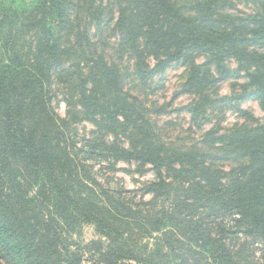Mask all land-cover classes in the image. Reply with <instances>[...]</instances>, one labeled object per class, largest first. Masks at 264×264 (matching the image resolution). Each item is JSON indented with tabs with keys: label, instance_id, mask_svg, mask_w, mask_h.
I'll use <instances>...</instances> for the list:
<instances>
[{
	"label": "trees",
	"instance_id": "trees-1",
	"mask_svg": "<svg viewBox=\"0 0 264 264\" xmlns=\"http://www.w3.org/2000/svg\"><path fill=\"white\" fill-rule=\"evenodd\" d=\"M176 68L188 102L152 99ZM250 100L264 0H0V264H264Z\"/></svg>",
	"mask_w": 264,
	"mask_h": 264
},
{
	"label": "rangeland",
	"instance_id": "rangeland-1",
	"mask_svg": "<svg viewBox=\"0 0 264 264\" xmlns=\"http://www.w3.org/2000/svg\"><path fill=\"white\" fill-rule=\"evenodd\" d=\"M244 7V6H243ZM181 75H182V69L176 68V69H170L168 71V74L166 76V80L164 83V87L161 91H158L155 95H152V99H158L161 103L163 102H173L175 106H179L182 104H185L188 102L189 97L187 96H181L176 99H174V94L178 88L179 82H181ZM229 85L224 84L222 91L224 93H227L229 91ZM243 108L250 110L256 117L263 119L264 118V111L261 109L257 101H247L243 103ZM59 111L64 114L65 113V105L61 104ZM240 113L238 112H228L227 118L225 121V125L229 126L236 122L238 119H240ZM171 119L173 121V125H171L170 129L164 132L165 137H175L179 132L184 129H186L189 126V117L185 113L178 114L177 112H172L171 114H163L158 116V120L160 121V125L164 124V121H167ZM83 127V126H82ZM198 130H196L197 133ZM199 132V131H198ZM194 133H191V136H195ZM184 138H188L187 134L184 133ZM118 168H126L128 165L124 162H121L117 166ZM108 176H111L107 173ZM129 172L126 170L120 169L117 173H115V181L122 184L126 188H136V184L133 181V177L131 176ZM136 177H140L138 174H136ZM152 176L148 175L145 178H142V180L150 179ZM96 236L95 231L92 227L87 226L85 228V237L86 239H92ZM84 264H93L91 262H85Z\"/></svg>",
	"mask_w": 264,
	"mask_h": 264
}]
</instances>
